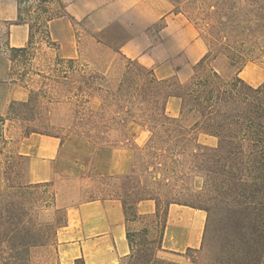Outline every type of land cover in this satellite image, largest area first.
<instances>
[{
    "label": "rangeland",
    "instance_id": "1",
    "mask_svg": "<svg viewBox=\"0 0 264 264\" xmlns=\"http://www.w3.org/2000/svg\"><path fill=\"white\" fill-rule=\"evenodd\" d=\"M61 1L68 5L76 4L73 7L77 14L69 16L75 27V45L80 59L113 81L120 78L129 63L128 58L120 52L121 46L137 30L146 26L149 8L141 6L123 12L115 7L112 0ZM221 1L227 7L245 4V1L239 0ZM52 6L54 11L60 9L58 3ZM99 6L106 10L98 11ZM193 9L192 5L191 11ZM247 9L252 7L248 5ZM161 25L159 19L149 26V34L154 39L160 35ZM196 25L207 43L208 24L204 22ZM0 27L4 38L5 25L0 23ZM243 38L238 32L231 33L223 40L219 38L221 42L215 39L211 42L215 51L225 49L235 58V62H232L224 55L218 56V69L225 79H231L237 68L244 63L264 65V39L258 42L246 39L242 43ZM57 54V47L41 46L33 60L32 69L52 78L43 75L33 77L30 82L35 93L30 94L31 104H18L15 107L20 119L4 121L0 118V264H16L20 261L16 258L18 256L24 257L25 264H60L56 232L67 223V205L105 198L119 199L127 204V229L142 254L136 262L144 263L145 254L141 249L145 245L149 253L155 251L159 259L175 264H218L219 247L205 236L208 218L205 210L196 208V211L202 210L207 215L201 246L184 249L179 254L170 253L167 248L155 249L160 244L163 248L166 228L164 215L161 213L157 217L156 212L144 214L138 211L141 200L153 199L148 196L156 194L161 197L153 200L162 209L172 198L197 205L204 203L202 191L205 178L194 169L198 162L191 153L192 142L185 141L182 144L176 137L180 130L174 124L161 126L149 122L141 112V98L137 95L132 100L134 103L111 109L107 106L109 101L104 93L90 96L88 102L81 97L68 99L69 86L63 78L58 77L60 72L55 70L56 67H62L55 63ZM18 67L16 65V69ZM204 75V70H199L194 79ZM75 79L80 81L77 76ZM192 80L181 83L189 85ZM172 89L186 91L185 87L178 84H174ZM168 90L165 89V92ZM241 93L254 94L240 83ZM263 97L261 95L259 99ZM184 100L189 105L196 103L193 97L187 95ZM112 109L120 111L115 118ZM102 113H106V116L103 117ZM196 120L197 114L186 110L184 124L191 126ZM127 124L131 127L135 124L144 126L147 131L146 141L141 145L133 142L132 134L125 128ZM107 130L110 131L108 135L104 133ZM31 132L53 134L61 138L63 146L56 181L27 182V160L17 153L16 142ZM198 140L209 146H215L218 141L211 135H200ZM180 147H184L183 153L176 154L181 151ZM114 148H126L130 152V166L123 173L109 170ZM203 163L207 165V159ZM230 202H234L233 199ZM135 211L138 214L135 215ZM33 242L37 246L29 248V254L27 247L18 246L19 243Z\"/></svg>",
    "mask_w": 264,
    "mask_h": 264
},
{
    "label": "trees",
    "instance_id": "2",
    "mask_svg": "<svg viewBox=\"0 0 264 264\" xmlns=\"http://www.w3.org/2000/svg\"><path fill=\"white\" fill-rule=\"evenodd\" d=\"M16 1L18 18L15 23H28L30 36L28 45L10 47L9 54L13 63V76L28 85L34 76L43 75L41 71L32 69L33 60L41 46L45 44L51 48L57 47L51 38L49 25L53 18L63 14L65 5L61 0ZM169 1L173 4L175 12L186 14L196 24L205 22L209 26V51L195 65V75L199 70H204V76L195 79L193 77L189 85H183L176 77L159 79L152 69L142 68L128 58L126 72L113 81L80 58H63L58 55L55 57V63L62 67H56L55 70L60 72L58 77L63 78L69 86L70 100L73 97H81L83 101L88 102L90 96L104 93L109 101L107 106L111 109L114 106L121 108L126 103H134L132 100L137 95L141 98V112L149 122L161 126H178L180 131L176 135L177 139L182 144L185 141L192 142L191 153L198 162L194 169L205 178L202 191L205 201L197 205L187 200L172 198L166 202L164 209L157 204L156 216L160 217L161 213L164 215L166 227L169 207L173 203L203 209L208 213L205 236L219 247L218 264H264V97L259 99L264 95V83L252 86L238 74L231 79H225L211 64L220 55L235 62V58L225 49L215 51L211 47L213 39L223 40L231 33L238 32L244 37L242 43H245L246 39H255L256 42L264 39V0H239L245 1V4L239 3V7H227L221 0H212L210 3L207 0ZM54 3L60 6L57 11H54L52 6ZM192 5L194 9L191 11ZM248 5L252 9L248 10ZM245 64L238 67L237 72ZM16 65L19 66L17 69ZM75 76L80 79L79 82ZM240 83L246 85L254 94H239ZM174 84L185 87L186 91L173 90ZM165 89L169 90L165 92ZM32 93H35L34 89L31 90ZM186 95L193 97L196 103H186ZM171 96L182 99L181 114L178 117L167 113L166 104ZM31 102L32 95L29 101H12L7 117L0 118L4 121L20 119L15 112L16 105L29 106ZM186 110L197 114V120L191 126H186L183 122ZM112 112L113 118L120 113L119 110L113 109ZM102 114L103 117L106 116V113ZM104 133L108 135L110 131ZM200 135L216 137L217 144H201L198 140ZM180 148L181 151L176 154L183 153L184 147ZM205 159L208 161L207 165L203 163ZM148 197L158 200L161 196L156 194ZM231 199L234 202H230ZM123 207L128 222L129 211L126 202H123ZM135 212V215L138 214ZM127 238L131 252L119 264H175L159 259L155 251L149 253V248L145 245L141 249L145 254L144 263L136 262L142 254L130 231H127ZM18 246L27 247L29 254V248L36 247L37 244L19 243ZM155 249H161V244ZM16 258L20 260L16 264H25L24 257ZM79 262L83 264L81 260L76 261V264Z\"/></svg>",
    "mask_w": 264,
    "mask_h": 264
},
{
    "label": "crops",
    "instance_id": "3",
    "mask_svg": "<svg viewBox=\"0 0 264 264\" xmlns=\"http://www.w3.org/2000/svg\"><path fill=\"white\" fill-rule=\"evenodd\" d=\"M112 3L123 12L141 6L149 8L146 26L122 44L120 52L123 55L142 68L152 69L159 79L176 77L180 82H186L195 76V65L207 54L209 47L197 25L185 14L175 12L169 0H112ZM64 5L63 14L50 21L51 38L57 44L58 56L80 58L75 45V27L69 16L77 14L73 7L76 4L64 2ZM100 7L98 11L106 10ZM17 18V1L0 0V23L5 25L6 32L2 38L0 27L1 116L7 115L12 101H29L34 89L31 82L28 85L21 83L12 74L9 48L28 45L30 36L29 24L15 23ZM159 19L162 21L160 35L154 39L149 34V26ZM218 60L215 58L211 64L221 73ZM235 74L252 86L264 83V65L256 62L246 63ZM166 108L170 116H180L182 99L169 97ZM125 128L136 144L146 141L144 126L127 124ZM62 146L60 137L42 132H31L17 140L16 151L27 160L28 183L57 180ZM130 158L128 149L114 148L109 170L114 173L127 171ZM156 210L157 204L153 199H143L138 203L140 213L153 214ZM66 216L67 223L56 232L60 264H76L80 260L83 264H119L130 254L127 220L121 200L105 198L70 204L66 207ZM206 218L202 210L171 204L161 250L167 248L170 253L179 254L184 249L200 247Z\"/></svg>",
    "mask_w": 264,
    "mask_h": 264
}]
</instances>
